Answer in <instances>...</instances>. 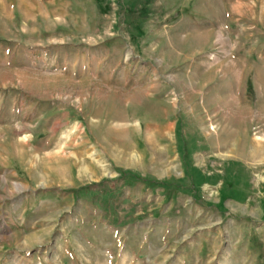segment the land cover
I'll return each mask as SVG.
<instances>
[{
    "label": "rangeland",
    "instance_id": "rangeland-1",
    "mask_svg": "<svg viewBox=\"0 0 264 264\" xmlns=\"http://www.w3.org/2000/svg\"><path fill=\"white\" fill-rule=\"evenodd\" d=\"M105 3L0 41V264H264V0Z\"/></svg>",
    "mask_w": 264,
    "mask_h": 264
},
{
    "label": "crops",
    "instance_id": "crops-1",
    "mask_svg": "<svg viewBox=\"0 0 264 264\" xmlns=\"http://www.w3.org/2000/svg\"><path fill=\"white\" fill-rule=\"evenodd\" d=\"M105 2L106 0H0V41L28 43L26 47L29 48L36 43L34 41L36 38L57 30L60 22L68 24L66 18L69 15L73 17L75 10L78 12L77 16L85 20L105 11ZM73 26L72 23L67 28L74 30ZM82 61L84 64V54ZM128 71L123 69L121 77L123 85L129 82ZM213 220L218 224L217 216ZM230 225L229 236L232 235L233 223ZM131 227L122 234L116 231L112 239L99 242V251L104 257L102 264H136V257L142 256L145 251L148 254L153 251L155 241L150 239L145 225L142 235H139L137 228ZM257 229L261 231L262 228ZM134 236H140V239H135ZM158 242L160 250L168 244L163 234L159 236ZM113 259L115 261H112Z\"/></svg>",
    "mask_w": 264,
    "mask_h": 264
},
{
    "label": "bare ground",
    "instance_id": "bare-ground-1",
    "mask_svg": "<svg viewBox=\"0 0 264 264\" xmlns=\"http://www.w3.org/2000/svg\"><path fill=\"white\" fill-rule=\"evenodd\" d=\"M218 59H215V62L217 61Z\"/></svg>",
    "mask_w": 264,
    "mask_h": 264
}]
</instances>
